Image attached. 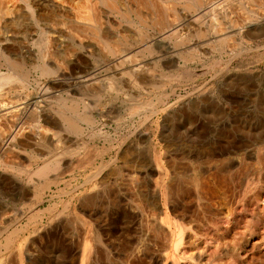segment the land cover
I'll use <instances>...</instances> for the list:
<instances>
[{
	"label": "rangeland",
	"instance_id": "rangeland-1",
	"mask_svg": "<svg viewBox=\"0 0 264 264\" xmlns=\"http://www.w3.org/2000/svg\"><path fill=\"white\" fill-rule=\"evenodd\" d=\"M245 1L229 0L212 15L197 8L178 34L116 16L103 24L109 38L95 33L93 41L113 60L126 42L133 54L121 66L101 70L96 53L71 72L57 57L62 76L33 72L25 81H0L3 90L26 97L19 113L0 112V264H264V0ZM188 2L194 9L196 0ZM210 23L226 30L222 39H208ZM69 29L47 46L49 53L56 49L66 58L77 51L65 35ZM87 69L101 71L91 83L77 80ZM84 102L92 105L91 123L81 117ZM229 157L234 166L220 172L218 163ZM156 206L189 233L175 256L166 224L152 215Z\"/></svg>",
	"mask_w": 264,
	"mask_h": 264
},
{
	"label": "bare ground",
	"instance_id": "bare-ground-1",
	"mask_svg": "<svg viewBox=\"0 0 264 264\" xmlns=\"http://www.w3.org/2000/svg\"><path fill=\"white\" fill-rule=\"evenodd\" d=\"M21 1H25L27 2L28 7L26 8V10L22 7V5L20 4ZM183 4H181L178 0H0V81H7L9 79H16L19 78L20 80H28L31 79V74L33 72H38L39 76H59L61 74L64 75V71L62 72L60 69V63H58V58L59 57L68 67V69L71 72H77L80 71V67H78L77 62H85L86 64L88 63L87 61V57L91 56V55H95L96 53L100 55V57L102 58V61L99 64V67H101V70L105 71V65L112 64V68L113 65H116V67L121 66L124 62H126L128 59H130V57H132L130 54V50L125 46L126 42H122V45L119 49L116 50V54H115V58L113 59H109V55H107L106 53L104 54L102 51H98L96 43H94L95 41H93V35L95 33H99L101 35L102 38L108 39L109 35L106 32V30L103 27V24L106 23H114V21L112 19H114V17L121 15V17L123 16V18H127L130 19L132 18L143 21L144 24L146 26H148V24H154V25H158V28H162L165 25H167L168 30L171 33L174 32H178L181 31L185 25L186 22H184L185 19H187L190 15L189 13H191L192 11L194 15L199 14V12L197 11V8H199V11L204 9L205 12H210L214 14L215 11L220 9V5H224L226 4L229 0H219V2L217 0H209L206 1L205 4H203L204 6L201 5V0H196V6L194 7V9L190 10V3L188 2V0H181ZM191 1V0H189ZM203 1V0H202ZM261 1V0H260ZM194 2V1H193ZM192 2V3H193ZM247 2V0L245 1ZM250 2V1H249ZM263 2V1H262ZM204 3V2H203ZM233 3V2H232ZM231 3V4H232ZM238 3V2H237ZM258 3V2H256ZM25 4V3H24ZM195 4V3H194ZM244 4V3H243ZM252 4V3H251ZM193 5V4H192ZM191 5V7H192ZM239 5V3H238ZM253 5V4H252ZM259 5V4H258ZM233 6V5H232ZM190 7V8H191ZM235 7V6H234ZM240 7V6H238ZM249 7V6H248ZM230 8V7H229ZM228 8V9H229ZM246 8V7H245ZM251 8H254L251 6ZM224 9V6H223ZM227 9V7L225 8ZM224 9V10H225ZM257 9V7L255 8ZM259 9V8H258ZM257 9V11H258ZM230 10V9H229ZM227 10V11H229ZM240 10V9H239ZM260 10V9H259ZM264 10V9H263ZM190 11V12H189ZM222 11V9H221ZM233 11V8H232ZM235 11V10H234ZM233 11V12H234ZM245 11V10H244ZM249 11V10H248ZM254 11V10H253ZM220 12V11H219ZM223 12V11H222ZM236 12V11H235ZM242 12V10L240 11ZM202 13V12H201ZM226 13V12H225ZM228 13V12H227ZM253 13V12H252ZM243 14V13H242ZM255 14V13H254ZM253 14V15H254ZM257 14V13H256ZM255 14V15H256ZM264 14V13H263ZM205 15V13H204ZM212 15V14H211ZM244 15V14H243ZM232 16V14H231ZM201 17V16H200ZM221 17V16H220ZM240 17V16H238ZM260 17V16H259ZM196 18V17H195ZM199 18V17H198ZM222 18V17H221ZM224 16H223V20H224ZM241 18V17H240ZM248 18V17H246ZM245 18V19H246ZM250 18V17H249ZM248 18V21H250ZM96 19L100 21V26L99 28L96 26L95 22ZM231 19V18H230ZM236 19V18H235ZM257 19V18H256ZM197 20V19H196ZM212 20V19H211ZM217 20V19H216ZM227 20H229L227 18ZM232 23L233 19H231ZM186 21V20H185ZM225 21V20H224ZM239 21V18H238ZM236 21V22H238ZM245 21V20H244ZM247 21V20H246ZM127 22V21H126ZM132 22V21H131ZM145 22H147L148 24H146ZM211 22V21H210ZM230 22V20H229ZM235 22V23H236ZM98 23V22H97ZM228 23V22H227ZM247 23V22H246ZM211 24V23H210ZM217 24V23H216ZM231 24V23H230ZM242 24V23H241ZM244 24V23H243ZM108 25V24H107ZM156 25V26H157ZM191 25V23H190ZM213 25L211 28V36L208 39H222L223 35L226 33V30L223 29V27H221V25L219 27H216L218 25L211 24ZM229 25V23L227 24ZM237 25V23H236ZM253 25V24H252ZM225 26V25H224ZM235 26V24H234ZM115 27V26H114ZM228 27V26H227ZM242 27V26H241ZM240 27V28H241ZM67 29L70 30L69 28H73V33H70L69 31L66 32V36L68 37L69 40V44L71 46H73L74 48H76L77 51H70L71 53V57L63 56L62 54H60L56 49L52 52H48V48L47 46H55L57 44V40L59 38V36L61 35V33L63 32L62 29ZM225 28V27H224ZM245 28V27H244ZM151 29V28H150ZM135 30V29H134ZM201 30V29H200ZM62 31V32H61ZM166 31V30H165ZM195 31V30H194ZM254 31V30H253ZM72 32V31H71ZM135 32V31H134ZM141 32V31H140ZM162 31L160 30V33ZM167 32V31H166ZM237 32V31H236ZM65 33V32H63ZM116 33V32H115ZM165 33H163L164 35ZM169 34V33H168ZM194 34V33H193ZM196 34V33H195ZM232 34V33H231ZM263 34V33H262ZM119 35V34H118ZM136 35V34H135ZM134 34H126V36H128L129 38H132L134 40H136V36ZM141 35V34H140ZM149 35V34H148ZM162 35V36H163ZM189 35V34H188ZM200 35V34H199ZM244 35V34H242ZM246 35V34H245ZM260 35V34H259ZM139 36V35H138ZM137 36V38H138ZM151 36V35H150ZM168 36V35H167ZM170 36V35H169ZM190 36V35H189ZM188 36V37H189ZM193 36V35H192ZM196 36V35H195ZM209 36V35H208ZM233 36V35H232ZM250 36V35H249ZM264 36V35H263ZM112 37V36H111ZM144 37V36H143ZM166 37V36H164ZM227 37V36H226ZM231 37V36H230ZM75 38V39H74ZM152 38V37H151ZM175 38V37H174ZM141 39V38H140ZM143 39V38H142ZM161 39V38H160ZM166 39V38H165ZM182 39V38H180ZM179 39V40H180ZM246 39V38H244ZM248 39V38H247ZM264 39V37H263ZM67 40V39H66ZM126 40V39H125ZM129 40V39H128ZM144 40V39H143ZM226 40V39H225ZM224 40V41H225ZM261 40V39H260ZM31 41V43H30ZM161 41V40H160ZM181 41V40H180ZM208 41V40H206ZM189 42V41H187ZM228 42V40H227ZM145 43V42H143ZM142 43V44H143ZM154 43V42H153ZM194 43V42H193ZM207 43V42H205ZM226 44V43H225ZM131 45V44H130ZM152 45V44H150ZM182 45V44H181ZM228 45V44H227ZM145 46V45H144ZM147 46V45H146ZM194 46V45H193ZM51 47H49L51 49ZM198 47H203V46H198ZM216 47V46H215ZM227 47V46H226ZM230 47V46H228ZM227 47V48H228ZM66 48V47H65ZM110 48V47H109ZM144 48V47H143ZM181 48V47H180ZM204 48V47H203ZM64 49V48H63ZM71 49V48H70ZM73 49V48H72ZM100 49V48H99ZM107 50V49H106ZM190 50V48H189ZM206 50V49H205ZM230 50V49H229ZM50 51V50H49ZM105 51V50H104ZM177 51V50H176ZM199 51V50H198ZM67 52V51H66ZM187 52V50H186ZM200 53V52H199ZM135 55V54H134ZM170 55V54H169ZM190 55V54H188ZM192 55V54H191ZM197 55V54H196ZM221 55V54H220ZM92 56V57H93ZM112 56V55H111ZM211 56V55H210ZM207 57V56H206ZM136 58V57H135ZM189 58V57H188ZM198 58V57H197ZM220 58V57H219ZM90 59V58H89ZM88 59V60H89ZM98 58L96 57L95 60ZM185 59V58H184ZM209 60V59H208ZM183 63V62H182ZM204 63V62H203ZM62 64V63H61ZM184 64V63H183ZM81 65V64H80ZM79 65V66H80ZM130 65V64H129ZM94 66V65H93ZM82 67V65H81ZM89 67V66H88ZM115 67V68H116ZM123 67V66H122ZM132 67V66H131ZM135 67V66H134ZM77 68V71H76ZM94 68V67H93ZM107 68H106V72H107ZM82 69H84V67H82ZM86 69V68H85ZM4 70V71H3ZM63 70V69H62ZM95 71V69H87V72L85 74H80L76 76V79H80L85 77L83 80H86L87 83H91L90 81H94L92 80L96 75V73H100V71ZM103 71V73H105ZM130 71V70H129ZM128 72V71H127ZM117 73V72H116ZM120 73V72H119ZM36 74V73H35ZM109 74V73H108ZM107 74V75H108ZM133 74V72H132ZM131 74V75H132ZM38 75V74H37ZM101 75V74H100ZM103 75V74H102ZM73 76V75H71ZM70 76V77H71ZM114 76V75H113ZM177 76V75H176ZM67 77V75H66ZM38 78V77H37ZM59 78V77H58ZM56 78V79H58ZM63 78V77H62ZM61 78V79H62ZM69 78V77H67ZM130 78V76L128 77ZM33 79V78H32ZM55 79V78H54ZM103 79V78H102ZM46 80V78H45ZM76 80V81H77ZM96 80V79H95ZM36 81V80H35ZM50 81V80H49ZM63 81V80H62ZM65 81V80H64ZM81 81V79H80ZM138 81V80H137ZM38 82V81H36ZM97 82V81H96ZM96 86L98 83H96ZM101 82V81H100ZM143 82V81H142ZM28 83V82H27ZM61 83V82H60ZM76 83V82H75ZM94 83V82H93ZM105 83V82H104ZM107 83V82H106ZM113 84V83H112ZM11 85V84H10ZM16 85V84H12ZM23 85V83H22ZM86 85V84H84ZM91 85V84H89ZM101 85V84H100ZM99 86V85H98ZM110 86V85H109ZM136 86V84H135ZM11 87V86H10ZM15 87V86H14ZM114 87V85H113ZM134 87V86H133ZM4 88V87H3ZM9 88V87H8ZM7 88V89H8ZM40 88V87H39ZM97 88V87H96ZM112 88V87H111ZM2 89V85H0V112L3 115H9V114H13L15 111L21 109L22 106L24 105H20L21 103H23L24 98H26L25 96L22 95V93L20 91H18V89H5L3 91H1ZM21 89V88H20ZM38 89V88H37ZM36 89V90H37ZM45 89V88H44ZM91 89V88H90ZM63 90V89H62ZM67 90V89H66ZM103 91L101 90H98ZM108 91V90H107ZM119 91V90H118ZM47 92V91H46ZM57 92V91H56ZM68 92V90H67ZM83 92V91H82ZM86 92V91H85ZM166 92V91H165ZM40 93V92H39ZM59 93V92H58ZM89 93V92H88ZM103 93V92H102ZM105 93V92H104ZM163 94V93H162ZM89 97V95H86ZM107 96V95H106ZM37 97V96H36ZM55 97V96H54ZM14 98V99H13ZM44 98V97H43ZM62 98V97H60ZM30 100V98H28ZM27 99V100H28ZM41 99V98H40ZM56 99V98H55ZM37 100V99H36ZM35 100V103H36ZM65 100V99H63ZM43 101V100H41ZM40 101V102H41ZM58 101V99H57ZM70 102V101H69ZM27 103V102H26ZM39 103V102H38ZM73 103V102H72ZM153 103V101H152ZM32 104V103H30ZM29 104V105H30ZM42 104V103H41ZM27 105V104H26ZM34 105V104H33ZM32 105V108H34V112H36L38 110L37 107H34ZM39 105V104H38ZM43 105V104H42ZM148 105V103L146 104ZM154 105V104H153ZM28 106V105H27ZM92 105L89 103L84 102V106L82 110V119L83 121H87L88 123H91V119L89 118L88 115V108H90ZM94 106V105H93ZM135 106V105H134ZM29 107V106H28ZM63 107V106H62ZM76 107V106H75ZM96 107V106H95ZM132 107V106H131ZM31 108V107H30ZM29 108V109H30ZM31 108V109H32ZM47 108V107H46ZM98 108V107H97ZM130 108V107H129ZM135 108V107H134ZM45 109V108H44ZM43 108H41V110H44ZM68 109V108H67ZM72 109V108H71ZM76 109V108H75ZM93 109V108H92ZM99 109V108H98ZM137 109V108H135ZM40 110V109H39ZM62 110V109H61ZM97 110V109H96ZM133 110V109H132ZM21 111V110H20ZM42 111H39V113H41ZM45 111V110H44ZM65 111V110H63ZM76 111V110H75ZM137 111V110H136ZM26 112V111H25ZM29 112V111H28ZM79 112V111H78ZM102 112V111H101ZM19 113L18 112H15ZM30 113V112H29ZM53 113V112H52ZM75 113V112H74ZM95 113V112H94ZM137 113V112H136ZM0 114V115H1ZM24 114V113H23ZM47 114V113H46ZM50 114V112H49ZM96 114V113H95ZM38 115V114H37ZM65 115V114H64ZM63 115V117H64ZM102 115V114H101ZM104 116V115H103ZM21 117V116H20ZM27 117V116H26ZM78 118V117H77ZM2 119V118H1ZM14 118H12L13 120ZM68 125H70L71 127H75L74 126V121L73 120H67V118H65ZM16 120V119H15ZM36 120V119H35ZM59 120V118H58ZM101 120V119H100ZM14 121V120H13ZM28 121V120H26ZM76 121V119H75ZM93 121V120H92ZM12 122V121H11ZM37 122V121H36ZM86 122V123H87ZM105 122V121H103ZM3 123V122H2ZM13 124V123H12ZM28 124V123H27ZM8 125V124H7ZM26 125V124H25ZM34 125V124H33ZM39 125V124H38ZM54 125V124H53ZM66 125V124H65ZM86 125V124H85ZM91 125V124H90ZM4 127V126H2ZM42 127V125H41ZM50 127V126H49ZM93 127V126H92ZM32 128V127H31ZM79 128H81L79 126ZM95 128V127H94ZM8 129V128H7ZM6 129V130H7ZM23 129V128H21ZM20 129V130H21ZM47 129V128H46ZM60 129V128H59ZM19 130V131H20ZM32 130V129H31ZM34 130V129H33ZM32 130V131H33ZM52 130V129H51ZM54 130V129H53ZM56 130V129H55ZM78 130V128H77ZM80 130V129H79ZM14 131V130H13ZM18 131V132H19ZM5 132V131H4ZM15 132H17L15 130ZM17 132V133H18ZM43 132V131H41ZM47 132V131H45ZM57 132H59V134H57ZM97 132V131H96ZM20 133V132H19ZM68 133V132H67ZM12 134V133H11ZM36 134V133H35ZM51 134V133H50ZM53 135H61L60 134V130H56V131H52ZM3 135V134H0ZM19 135V134H18ZM31 135V134H30ZM33 135V134H32ZM52 135V136H53ZM7 135H5V137H7ZM45 136V135H44ZM62 136V135H61ZM64 136V135H63ZM10 137V136H9ZM3 139V138H2ZM68 139V138H67ZM50 140V139H49ZM58 140V138H57ZM60 140L62 141V139L60 138ZM69 140V139H68ZM52 141V140H51ZM44 142V141H43ZM65 142V139H64ZM73 142V140H72ZM39 143V141L37 142V144ZM54 143V141H53ZM58 143V142H56ZM67 143V142H66ZM74 143V142H73ZM41 144V142L39 143V145ZM48 144V143H47ZM62 144V142H61ZM65 144V143H64ZM62 146H65V145ZM13 145V144H12ZM45 145V144H44ZM49 145V144H48ZM57 145V144H55ZM67 145V144H66ZM51 146V144H50ZM49 146V147H50ZM53 146V145H52ZM71 146V144H70ZM73 146V145H72ZM75 146V145H74ZM54 147V146H53ZM59 147V146H58ZM61 147V146H60ZM68 147V146H67ZM55 148V147H54ZM64 148V147H63ZM67 149V148H66ZM118 149V148H117ZM223 149V148H222ZM225 149V147H224ZM227 149V148H226ZM1 150V149H0ZM74 150V149H73ZM119 150V149H118ZM69 151V150H68ZM72 151V150H71ZM222 151V150H221ZM29 152V151H28ZM99 152V151H98ZM57 153V152H56ZM222 153H224L222 151ZM59 154V152H58ZM63 154V153H61ZM83 154V153H82ZM119 154V152H118ZM234 154V153H233ZM116 155V154H115ZM35 156V154L33 155V157ZM42 156V155H41ZM36 157V156H35ZM200 157V156H199ZM54 158V157H53ZM63 158V157H62ZM57 159V158H56ZM4 160V159H3ZM18 160V159H16ZM110 160V159H109ZM204 160V159H203ZM215 160V159H214ZM14 161V160H13ZM16 162V161H15ZM19 162V160H18ZM50 162V160H49ZM65 162V161H64ZM88 162V161H87ZM110 162V161H109ZM214 162V161H213ZM11 163V162H10ZM235 163V159L232 157L229 158H224L223 160L220 161V163H218L217 165V169L220 172H227L232 166H234ZM238 163V162H237ZM58 164V163H57ZM3 165V164H2ZM97 165V164H96ZM108 164L104 165L102 168L105 169ZM111 165V164H109ZM249 165V164H248ZM59 166V165H58ZM46 167V165H42V169H44ZM63 167V166H62ZM68 167V166H67ZM253 167V166H252ZM39 168V167H37ZM101 168V167H100ZM136 168V167H135ZM216 168V167H215ZM250 168V167H249ZM255 168V167H254ZM240 169V167H239ZM48 170V169H46ZM68 170V168H67ZM66 170V171H67ZM180 170V169H178ZM203 170V167H202ZM55 171V170H54ZM108 172V171H106ZM184 172V171H183ZM112 173V172H110ZM109 173V174H110ZM235 173V172H233ZM240 173V172H239ZM251 173V172H250ZM260 173V172H259ZM107 174V173H106ZM178 174V173H177ZM222 174V173H221ZM224 174V173H223ZM222 174V176H223ZM94 175V174H93ZM237 175V174H236ZM239 175V174H238ZM42 177V176H41ZM227 176H223V178L225 179ZM241 177V176H240ZM91 178V177H90ZM95 178V177H94ZM193 178V177H192ZM231 178V176H230ZM47 179V178H46ZM102 179V178H100ZM195 179V178H194ZM31 180V179H30ZM53 182V180H51ZM99 181V180H97ZM47 182V181H46ZM49 183V182H48ZM101 183V182H100ZM239 183V182H238ZM178 184V183H177ZM66 185V184H65ZM97 185V183H96ZM48 186V185H46ZM247 186V185H246ZM250 186V185H249ZM248 186V187H249ZM77 187V186H76ZM60 188V187H59ZM92 188V187H90ZM61 189V188H60ZM59 189V190H60ZM74 189V188H71ZM93 189V188H92ZM176 189V188H175ZM51 190V189H50ZM238 190V189H237ZM67 191V190H66ZM92 191V190H91ZM182 191V190H181ZM184 191V190H183ZM248 191V190H247ZM65 192V191H64ZM185 194V191L183 192ZM196 193V192H195ZM190 195V193H188ZM200 194V192H199ZM180 195V194H179ZM177 196V195H176ZM196 197V196H195ZM70 200V199H69ZM65 201V200H64ZM83 201V200H82ZM89 201V200H88ZM91 201V200H90ZM167 201V198H166ZM231 201V199L229 200ZM85 202V201H83ZM171 203V202H170ZM173 203V202H172ZM64 204V202H63ZM68 204V203H67ZM86 204V202H85ZM157 204V203H156ZM213 204V203H212ZM56 205V204H55ZM81 205V204H80ZM161 205V204H160ZM178 205V204H177ZM29 206V205H28ZM207 204V207L209 208L208 210L211 211L212 213L217 214L218 210L217 208H214L212 206H210ZM215 206V205H214ZM56 207V206H55ZM65 207V206H63ZM171 209L174 210L173 206L170 205ZM32 208V207H31ZM62 208V207H61ZM85 208V207H84ZM154 208V207H153ZM44 209V208H43ZM67 209V208H66ZM89 209V208H88ZM181 209V208H180ZM161 210V209H160ZM171 210V211H172ZM152 211V210H151ZM163 212H166V210H162ZM179 211V210H176ZM29 212V211H28ZM43 212V211H42ZM57 212V211H56ZM169 212V211H168ZM228 212V211H227ZM173 213V212H172ZM186 213L183 209H181V211L178 213L179 217H185ZM226 213V212H225ZM224 213V214H225ZM174 214V213H173ZM188 214V213H187ZM51 215H54L51 213ZM57 215V214H56ZM90 215V214H89ZM152 215L156 218H159L164 224H166V228L168 229L169 232V238H170V252L173 256H175L177 253L175 252L177 249V245L181 242L182 238L184 236H188L189 233L186 232V230L184 229V227L181 225L182 222H178L179 220L176 221H172L170 219V217L168 216H160V211H159V207L156 206L154 208V210L152 211ZM162 215V214H161ZM230 214L226 213L225 217L228 218ZM31 217V215H30ZM49 217V214H48ZM173 217V216H172ZM171 217V218H172ZM188 217V216H187ZM34 218V217H33ZM77 218V217H76ZM52 220V219H51ZM187 220V219H185ZM77 221V220H76ZM79 221V220H78ZM18 222V221H17ZM36 223V222H35ZM27 224V223H26ZM31 224V223H30ZM92 226V225H91ZM13 227V226H12ZM31 227V226H30ZM8 228V227H7ZM21 228V227H20ZM23 228V227H22ZM40 229V227H39ZM159 229V228H158ZM18 230V229H16ZM234 230V229H232ZM19 231V230H18ZM32 231V230H31ZM195 231V230H194ZM27 233V232H26ZM227 233V232H226ZM229 233V232H228ZM242 233V232H241ZM6 234V233H5ZM18 234V233H17ZM32 234V233H31ZM10 235V234H9ZM8 235V236H9ZM98 235V234H97ZM8 236H5L8 237ZM18 236V235H17ZM226 236V235H225ZM224 237V236H223ZM4 238V237H3ZM240 238V237H239ZM167 239V238H166ZM10 240H5L2 244L3 248L8 250V248L10 247ZM226 242V241H225ZM224 242V243H225ZM227 244V243H226ZM162 245V244H161ZM221 245V244H220ZM16 246V245H15ZM161 247V246H160ZM164 247V246H163ZM224 247V246H223ZM227 247V246H226ZM20 248V247H19ZM236 248V246H235ZM13 249V248H11ZM10 249V250H11ZM26 249V247H25ZM147 248H145L144 250H146ZM165 248H159V251L162 252L164 251ZM223 249V248H222ZM237 249V248H236ZM16 250V249H15ZM166 250V249H165ZM184 250V248H183ZM18 251V250H16ZM143 251V249H142ZM167 251V250H166ZM222 251V250H221ZM225 251V250H224ZM223 251V252H224ZM1 252V251H0ZM24 252V251H23ZM151 252V251H150ZM180 252V251H179ZM3 253V252H2ZM11 253V252H10ZM18 253V252H17ZM144 253V252H142ZM181 253V252H180ZM14 254V253H12ZM163 254V253H162ZM143 255V254H142ZM161 255V254H160ZM168 254L166 253V256ZM170 255V256H172ZM11 256V254H10ZM13 256V255H12ZM15 256V255H14ZM164 256V255H163ZM162 256V257H163ZM157 257V256H156ZM3 258V257H2ZM11 258V257H10ZM8 257V259H10ZM19 258V257H18ZM7 259V260H8ZM11 260V259H10ZM16 260V259H15ZM132 260V259H131ZM134 260V259H133ZM221 260V259H219ZM9 261V260H8ZM214 261V260H213ZM211 261V262H213ZM10 262V261H9ZM215 262V261H214ZM221 262V261H219ZM12 263V262H11ZM15 263V262H14ZM142 263V262H141ZM148 263V262H147ZM16 264V263H15ZM129 264V263H128ZM137 264V263H135ZM139 264V262H138Z\"/></svg>",
	"mask_w": 264,
	"mask_h": 264
}]
</instances>
